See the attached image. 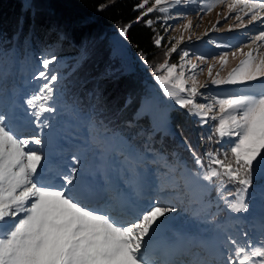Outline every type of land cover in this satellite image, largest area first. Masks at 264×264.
<instances>
[{"label":"snow or ice","instance_id":"6c2138e0","mask_svg":"<svg viewBox=\"0 0 264 264\" xmlns=\"http://www.w3.org/2000/svg\"><path fill=\"white\" fill-rule=\"evenodd\" d=\"M113 3L105 0L97 10ZM193 4L201 20L224 5L220 15L229 32L249 25L257 30L244 33L247 39L236 46L208 41L225 49L213 56L179 48L193 28L192 13L181 9ZM24 7L28 15L32 0ZM133 11L135 19L117 29L114 56L123 51L132 24L153 29L156 47L169 30L183 29L178 38H167L168 50L151 78L171 107L209 126L207 135L197 145L177 139L151 91L139 97L123 127L114 123L98 88L81 102L78 82L68 76L92 56L88 41L80 44L68 76L50 67L56 57L46 55L30 79H12L9 87L24 63L21 51L31 47V34L20 44L22 19L13 48L0 52V264H264V0H138ZM216 25L211 31L225 27L219 19ZM64 38L57 32L56 43ZM173 54L176 62H170ZM229 57L239 63L223 76ZM209 61L221 71L214 73ZM122 74L115 67L103 75ZM132 102L129 97L124 107ZM165 137L177 147H157ZM129 209L138 210L122 219Z\"/></svg>","mask_w":264,"mask_h":264},{"label":"trees","instance_id":"16d2710c","mask_svg":"<svg viewBox=\"0 0 264 264\" xmlns=\"http://www.w3.org/2000/svg\"><path fill=\"white\" fill-rule=\"evenodd\" d=\"M104 2L105 0H32L33 7L30 13L25 15V0H0V52L13 48L12 38L23 19L20 44H23L24 36L31 34V47L27 52L21 51L20 59L24 60V63L14 69L19 81L23 82L30 79L37 67V61L43 56L75 54L77 57L80 44L88 41L92 48L90 59L71 76H68L72 70L71 64V67L60 65L59 72L66 69L68 80L78 82L77 95L81 102L85 93L98 88L110 110L109 114L115 116L114 123L117 127H123L124 122L132 119L139 97L143 94V84L136 75L125 74L123 69V74L118 78L105 77L103 74L109 68L120 66L118 59L110 57L111 51L106 44L98 39L108 29L131 23L137 16L133 6L138 0H115L110 7L98 11V5ZM57 32L65 34V38L59 43H56ZM153 35V29L141 22L132 24L127 40L129 49L136 55L140 53L146 57L151 66L164 58L161 47H156L153 43ZM21 68L22 71L17 70ZM129 97H132L133 102L125 108ZM170 117L172 127L180 134L177 139L186 138L193 145H197L199 138L207 135L209 131L208 125L201 127L194 122L195 118L190 117L183 109L172 110ZM161 146L170 149L177 147V144L165 137L163 145H157ZM203 150V147L199 149L201 153ZM180 151L188 166L194 167L188 154ZM212 195L215 196L216 193L213 192Z\"/></svg>","mask_w":264,"mask_h":264},{"label":"rangeland","instance_id":"374dc122","mask_svg":"<svg viewBox=\"0 0 264 264\" xmlns=\"http://www.w3.org/2000/svg\"><path fill=\"white\" fill-rule=\"evenodd\" d=\"M208 3L214 4L215 0H208ZM181 11H188V12L192 13L191 15H189L188 19L191 20L193 28L189 32L183 33L185 36V41L183 44H180L178 47L183 48L186 46H192V47L196 48V50L198 52L203 53L206 56H213L216 53L225 50V49L216 48L214 43H208V41L214 40L217 42H227V43L232 44L233 46H236V45H239L240 43H242L244 40L247 39V37L244 35V33H251L252 31L257 30L255 25H249L247 29H236L232 32H229L227 30V23L228 22H225L223 20L222 16L220 15L221 13L226 14V8L222 4H216L215 7L213 8V10L208 12L207 15L201 14L203 16L202 20H201L200 16H197L195 14V4L189 6V8H187V9H181ZM156 15H157L156 12H153L151 14L152 17H155ZM218 19L220 20L221 24L225 25V27L220 31L213 32V31H211L212 26L216 25V21ZM177 22H178L177 20L169 21V23H177ZM229 22L233 23V24L236 23L235 21H229ZM155 27H156V30L160 34H164V29H162L159 26V24L155 25ZM216 27L219 28L220 25H216ZM118 28H120V27H118ZM118 28L106 30L99 37L98 41H103V43L106 44V46L111 51L110 57H113L116 60L118 59L119 66L122 67L125 74L132 73V74L136 75V78L140 82H142V84H143V89H144L143 93L145 91H151L153 94H155L157 96V99L160 101L161 109L166 113V115H167V117L171 123L170 112L176 108L171 107L172 102L167 97H164L162 95V93L159 91V86L156 85L155 82L153 81V79L151 78L152 67H155L159 63H162L164 58L159 59L156 64H153V66H151L150 63L144 64L141 62V60L138 58V56L136 54H134L131 49H129L127 42H124L125 46H124L121 54L118 57L114 56V54H113L114 49H116V47H117L116 41H117V29ZM206 30L209 33L208 36L203 35V33ZM182 32H183V29H179L176 31L169 30V32L167 33L165 42L162 43V45L160 46L161 49L163 50V53L168 50L167 38L168 37H177L178 38L182 34ZM189 35L192 36V40L190 42L187 39V37ZM120 39L122 40V38H120ZM248 50L249 49L246 48L245 52H247ZM75 58H76L75 54L63 55L60 57H56V63L50 67L56 68V70L59 74L66 76L67 75L66 71H65L66 69L65 70L63 69L61 72H59L60 70L58 69V67L60 65H62L63 67H66V66L71 67L69 65L70 64L73 65L72 63H74ZM176 61H177V56H176V54H173L170 62H176ZM193 62H196V61L194 60ZM238 63H239V60L229 57V64H228L227 68L222 70L221 74L223 76H227L228 72L231 71L232 68L236 67ZM209 64H215L216 65L215 69H214V73H215V71H221L219 65L216 64L215 61H209ZM202 67H204L206 69L208 67V65L205 64V65H202ZM12 79H15V80L19 79V77L17 76V73L14 77H10L9 87H11V80ZM198 79H199L200 83H202V84L205 83L208 80L207 71H204L201 74H199ZM19 82L20 81L17 80L18 84H19ZM257 83H259V82H257ZM219 90H221V89H214L215 92H217ZM200 91H202V92L208 91V89L201 88ZM137 210L138 209H135V212ZM177 226H179V225H177ZM197 251H199V252H201V254H203V249H200L197 247L192 248L193 253H195ZM182 258L185 260L191 259L190 256H185Z\"/></svg>","mask_w":264,"mask_h":264},{"label":"bare ground","instance_id":"6f19581e","mask_svg":"<svg viewBox=\"0 0 264 264\" xmlns=\"http://www.w3.org/2000/svg\"><path fill=\"white\" fill-rule=\"evenodd\" d=\"M185 257V256H184Z\"/></svg>","mask_w":264,"mask_h":264}]
</instances>
